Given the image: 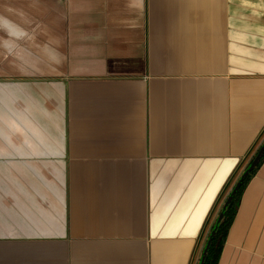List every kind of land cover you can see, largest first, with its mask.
Wrapping results in <instances>:
<instances>
[{
    "label": "crops",
    "instance_id": "crops-1",
    "mask_svg": "<svg viewBox=\"0 0 264 264\" xmlns=\"http://www.w3.org/2000/svg\"><path fill=\"white\" fill-rule=\"evenodd\" d=\"M263 139L264 0H0V264H197ZM215 264H264V156Z\"/></svg>",
    "mask_w": 264,
    "mask_h": 264
},
{
    "label": "trees",
    "instance_id": "trees-1",
    "mask_svg": "<svg viewBox=\"0 0 264 264\" xmlns=\"http://www.w3.org/2000/svg\"><path fill=\"white\" fill-rule=\"evenodd\" d=\"M264 140V139H263ZM262 144V143H261ZM260 144V145H261ZM260 147V146H259ZM258 147V148H259ZM258 150V149H257ZM256 150V152H257ZM264 156V152L261 156V158ZM260 158V160H261ZM259 160V161H260ZM259 163V162H258ZM257 163V164H258ZM249 164V163H248ZM248 164L244 167L243 171L248 167ZM257 166V165H256ZM255 166V167H256ZM254 167V168H255ZM253 168V170H254ZM252 170V171H253ZM249 172L244 178L243 180L241 181L239 187L235 190V192L231 195V199L228 203V205L222 209L221 211L223 212V216L222 218L217 222V217L213 223V225L211 226V229H210V232L212 230H215L214 231V234L211 238V242L208 246V249H207V252L205 254V257L203 259V263L202 264H215L216 261H217V258H218V253L220 251V248H221V245H222V242H223V239L225 237V234H226V231H227V228L231 222V219L232 217L234 216V213H235V209H236V205H237V202H238V199H239V196H240V193H241V190H242V187L244 186V184L246 183L248 177L250 176V174L252 173ZM239 178V177H238ZM234 186V185H233ZM233 188V187H232ZM232 190V189H231ZM229 194H231V191L229 192ZM228 194V195H229ZM220 211V212H221ZM209 236H210V233H209ZM208 236V237H209ZM205 246V245H204ZM204 248V247H203ZM202 254V253H201ZM197 264H200V258H199V261Z\"/></svg>",
    "mask_w": 264,
    "mask_h": 264
},
{
    "label": "water",
    "instance_id": "water-1",
    "mask_svg": "<svg viewBox=\"0 0 264 264\" xmlns=\"http://www.w3.org/2000/svg\"><path fill=\"white\" fill-rule=\"evenodd\" d=\"M263 152H264V140H263L262 144L260 145V147L258 148V150H257V152L255 153V155L253 156V158L248 162V163H249V164H248V167H247V168H246V169L240 174L238 180L235 182V184H234V186H233V188H232V190H231V194H229V195L226 197V199H225V201H224V203H223V207H222V209H224V208L228 205V203H229V201H230V199H231V195H232V194L235 192V190L239 187V185H240L241 181L243 180V178H244L249 172H251V171L253 170V168L257 165V163L259 162V160H260V158H261ZM222 216H223V212L221 211V212H219L216 221L218 222V221L222 218ZM214 231H215V230H212V231L210 232V236L208 237V239H207L206 242H205V246H204V248H203V250H202V254H201V256H200V264L203 263V259H204V257H205L206 252H207L208 246H209V244H210V242H211V238H212V236H213V234H214Z\"/></svg>",
    "mask_w": 264,
    "mask_h": 264
},
{
    "label": "rangeland",
    "instance_id": "rangeland-1",
    "mask_svg": "<svg viewBox=\"0 0 264 264\" xmlns=\"http://www.w3.org/2000/svg\"><path fill=\"white\" fill-rule=\"evenodd\" d=\"M250 159V158H249ZM249 159H247V160H249ZM251 160V159H250ZM247 163V162H246ZM244 164V165H243ZM245 166V163H242L238 168H237V170H236V172L233 174V176H232V178H231V183L234 181V179H235V177H236V175H238L239 173H240V170L241 169H243V167ZM231 184H229V186H230ZM228 186V187H229ZM213 216H214V213H213Z\"/></svg>",
    "mask_w": 264,
    "mask_h": 264
}]
</instances>
